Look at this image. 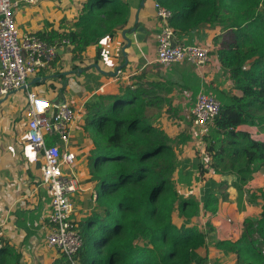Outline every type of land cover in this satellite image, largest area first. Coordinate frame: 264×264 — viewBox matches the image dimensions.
<instances>
[{"label":"trees","instance_id":"trees-1","mask_svg":"<svg viewBox=\"0 0 264 264\" xmlns=\"http://www.w3.org/2000/svg\"><path fill=\"white\" fill-rule=\"evenodd\" d=\"M157 1L172 10L170 23L179 41L195 43L201 29L222 27L214 51L233 85L218 91L222 106L204 136L209 160L197 166L202 174L234 175L231 185L241 198L253 174L264 168V141L239 129L246 124L264 132V0ZM130 12L128 0H85L68 31L39 35L50 42L69 39L73 60L82 62L88 46L99 45L105 36L113 39L128 26ZM194 80L188 77L182 85L191 88ZM149 85L127 86L89 106L86 125L96 133L90 170L97 198L96 208L79 221L82 264L207 263V254L200 253L207 234L189 225L201 203L194 195L182 196L174 178L180 166L176 148L189 138H173L162 127L165 98L156 95L158 82ZM55 141L51 136L47 142ZM228 185L209 180L203 209L216 213ZM260 192V217L244 220L238 240L216 243L235 255L237 264H264V189ZM176 211L186 218L181 225L174 222ZM8 249L0 247V255Z\"/></svg>","mask_w":264,"mask_h":264},{"label":"crops","instance_id":"crops-1","mask_svg":"<svg viewBox=\"0 0 264 264\" xmlns=\"http://www.w3.org/2000/svg\"><path fill=\"white\" fill-rule=\"evenodd\" d=\"M128 1L131 4L129 24L119 29L113 39L105 36L99 45L88 46L82 62L73 60L72 44L62 46L48 68L40 70L27 86L11 92L0 104V222L3 223L4 236L0 247L7 245L11 248L0 255V264H66L61 253L47 244L46 214L50 195L47 187L40 185L41 153L28 141V119L25 115L28 91L37 92L54 101L63 78L69 79L64 90L66 102L77 111L71 124L69 149L78 154L75 171L81 184L82 181L86 182L74 196V199L78 196L81 198L80 203L76 204L80 219L96 208L93 198L96 190L91 187L92 183L95 187L96 181L91 179L90 170V154L95 146L96 133L86 125L89 106L92 102L119 94L132 79L136 86L143 84L147 89L153 87H150V83H159L155 89L156 95L160 99L165 98L160 119L162 127L175 138L181 134L189 138L176 148L180 166L174 178L182 196L194 195L201 203L200 212L191 218L189 225H197L207 234V247L200 249L202 255L208 256L206 264H237V257L218 248L216 243L238 240L244 230V220L259 218L261 215L260 190L264 189V168L253 174L245 186L243 196L239 198L238 190L231 185L234 175L213 171L202 174L197 166L198 161L205 164L206 159H209L205 140L196 137L192 130L190 114L197 95L201 91L212 92L220 100L218 91L230 90L233 85L214 51V38L221 33V27L201 29L199 33L202 37L198 33L196 35L195 42H207L213 48L211 60L204 68L196 69L189 63H175L165 68L155 59L156 35L160 27L154 6L156 0ZM84 2H22L15 8V18L22 32L40 34L56 30L62 33L70 29ZM136 26L146 29L142 40L136 37L135 32H131ZM128 38L132 40L130 46ZM183 41L188 42L187 39ZM65 71H70V74L53 77ZM188 77H195L191 88L182 85V82H188ZM239 129L249 131L253 138L264 141V132L256 126L244 124ZM209 180L227 181L229 184L224 189L227 196L220 200L218 211L214 214L202 207L203 192ZM185 220L184 216L175 212L176 224L181 225Z\"/></svg>","mask_w":264,"mask_h":264},{"label":"built area","instance_id":"built-area-1","mask_svg":"<svg viewBox=\"0 0 264 264\" xmlns=\"http://www.w3.org/2000/svg\"><path fill=\"white\" fill-rule=\"evenodd\" d=\"M37 1L0 0V99L27 86L34 75L51 65L62 46L72 44L67 38L50 42L35 32L19 29L15 8L22 2ZM154 6L160 24L156 35V61L165 68L175 63L204 68L211 60L212 45L179 41L170 23L172 10L157 0ZM127 86L134 89V80ZM27 104L28 141L41 153L40 185L46 186L50 195L46 214L47 244L56 248L70 264H82L78 254L83 246V235L74 199L82 184L75 171L78 154L69 149L71 124L77 111L68 102L56 104L34 91L27 92ZM221 106V100L214 93L199 92L191 109L192 130L196 137L204 140L209 134ZM51 136L56 141L48 144ZM93 198L96 200L97 195ZM3 242V223L0 222V246Z\"/></svg>","mask_w":264,"mask_h":264},{"label":"water","instance_id":"water-1","mask_svg":"<svg viewBox=\"0 0 264 264\" xmlns=\"http://www.w3.org/2000/svg\"><path fill=\"white\" fill-rule=\"evenodd\" d=\"M142 4H143V2H142ZM131 32H135L136 33V37L139 40H142L144 38L145 33H146V29L144 27H142V26H138V27L136 26V27H133L132 28V31ZM131 44H132V40L130 38H128V46H130ZM127 63H128V60L126 59L125 60V64H127ZM68 74H70V71H65V72H63L62 74H59V75L58 74L53 75V77L54 78H57V77L60 78L61 76L68 75ZM36 79H38V78H36ZM46 79L47 78H45V80ZM60 83L62 84V86H61V88H60V90H59V92H58L55 100L53 101L56 104H60L62 102H66V97L64 95V90L66 89V87H67V85L69 83V79L68 78H63V79L60 80ZM6 98H7V96L4 97L3 99H0V104L4 100H6Z\"/></svg>","mask_w":264,"mask_h":264},{"label":"rangeland","instance_id":"rangeland-1","mask_svg":"<svg viewBox=\"0 0 264 264\" xmlns=\"http://www.w3.org/2000/svg\"><path fill=\"white\" fill-rule=\"evenodd\" d=\"M221 31H222V27H221ZM45 85V84H44ZM43 87V86H42ZM44 88V87H43ZM73 106V105H72ZM173 116H175L174 114H172ZM190 116H191V114H190ZM176 118V117H175ZM169 134V133H168ZM171 137H173V138H175L174 136H172L171 134H169ZM84 183L86 184V182L84 181H82V185H84ZM87 184H89V181H87ZM93 184L94 183H92L91 184V187L94 189L95 187L93 186ZM90 185V184H89ZM225 189V188H224ZM95 190V189H94ZM225 192V191H224ZM89 193H91V191L89 192ZM89 193H87V194H89ZM90 196H91V194L88 196L89 198H90ZM258 197V196H257ZM80 201H81V198H80V196H78L76 199H75V202H76V204H79L80 203ZM90 203V202H89ZM96 203V202H95Z\"/></svg>","mask_w":264,"mask_h":264}]
</instances>
